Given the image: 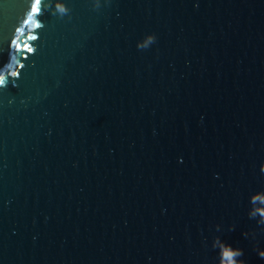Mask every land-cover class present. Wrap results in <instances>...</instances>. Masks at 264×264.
Wrapping results in <instances>:
<instances>
[{"label": "water", "instance_id": "1", "mask_svg": "<svg viewBox=\"0 0 264 264\" xmlns=\"http://www.w3.org/2000/svg\"><path fill=\"white\" fill-rule=\"evenodd\" d=\"M64 2L0 0V264H264V0Z\"/></svg>", "mask_w": 264, "mask_h": 264}, {"label": "clouds", "instance_id": "2", "mask_svg": "<svg viewBox=\"0 0 264 264\" xmlns=\"http://www.w3.org/2000/svg\"><path fill=\"white\" fill-rule=\"evenodd\" d=\"M101 5V0H94V7L98 8ZM54 14H59L61 16L69 13V8L66 6L64 0H54ZM157 35L154 32H148L143 35L141 39L136 41V48L138 50H147L152 45L157 42ZM15 45V41L13 42ZM17 50L19 48L18 45H15ZM27 48V45H25ZM15 59V57H13ZM19 64V62H18ZM20 65V64H19ZM12 77L16 76V72L10 73ZM6 84L4 83V77L0 75V88H4ZM259 170L261 173H264V161H261L259 165ZM248 202L251 207L248 209L247 215L250 219H257V224L264 225V189H259L251 192L248 197ZM229 230H234L232 226H230ZM216 231H221V226L219 224L216 225ZM243 235L245 238L249 236L248 232H244ZM211 247L213 249H218V261L217 264H245L242 259H237L238 257L243 256V250L240 248H233L230 244L225 243L219 235L213 237L211 241ZM256 254L264 259V248L255 247L254 248ZM151 260V257H149Z\"/></svg>", "mask_w": 264, "mask_h": 264}, {"label": "snow or ice", "instance_id": "3", "mask_svg": "<svg viewBox=\"0 0 264 264\" xmlns=\"http://www.w3.org/2000/svg\"><path fill=\"white\" fill-rule=\"evenodd\" d=\"M40 4H41V0H32V3L30 5V11L27 14L26 18L23 20L24 24H27V25L31 24L34 26V28H39L42 26L40 23H38L34 20V17H36L37 14L40 12ZM17 31L22 33L23 30H22V28H18ZM37 39H38V37L36 35H29L28 36V40L34 41ZM14 41H15V45L19 46L18 50H17L16 46L13 44ZM18 41H19V37L15 38L11 41V44L16 48L17 53H25L26 52L28 54H32L36 51V48H33L29 44L25 43V44L21 45V43H19ZM25 45H27V48L25 47ZM13 57H15V56H13ZM29 59H30V56H28V55L24 56V60H29ZM19 67L24 68L25 64H20ZM0 75H2V74H0ZM20 75H21V73L19 71H16V76L14 78H18ZM2 76L4 77V83L6 84L8 82V79H6V77L4 75H2Z\"/></svg>", "mask_w": 264, "mask_h": 264}]
</instances>
